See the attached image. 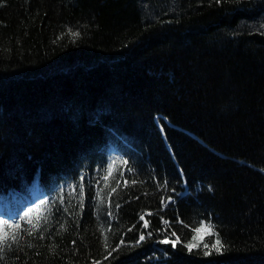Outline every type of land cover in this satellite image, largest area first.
<instances>
[{
    "label": "trees",
    "instance_id": "trees-1",
    "mask_svg": "<svg viewBox=\"0 0 264 264\" xmlns=\"http://www.w3.org/2000/svg\"><path fill=\"white\" fill-rule=\"evenodd\" d=\"M0 228V264H264V0H0Z\"/></svg>",
    "mask_w": 264,
    "mask_h": 264
},
{
    "label": "snow or ice",
    "instance_id": "snow-or-ice-1",
    "mask_svg": "<svg viewBox=\"0 0 264 264\" xmlns=\"http://www.w3.org/2000/svg\"><path fill=\"white\" fill-rule=\"evenodd\" d=\"M73 36H77L79 35V33H72ZM106 179V178H105ZM167 184V181H165V186ZM113 192L116 191L115 188L112 189ZM169 199H171V197H169ZM118 207V205H117ZM31 211V210H30ZM28 213L25 214V216H27ZM143 218V217H142ZM37 219L39 220V217H37ZM45 220H47V217H44ZM30 224H31V220L28 221ZM199 227H196L193 229V232L194 233H200L202 231V229H205L207 228L208 229V234L209 235H213L215 234L217 236V239L215 240L214 243H212L211 245V248H209V245L208 244H204V255H211L213 250L218 253V254H221L225 249L224 245H222L220 239H219V236H218V233H215L213 230L215 228V225L211 224V222L209 221V223L206 225L204 223V221H199ZM9 227H12L11 225H9ZM16 228H19V225H16L15 226ZM34 227H39V224H36L34 225ZM145 227H147V221H145ZM29 235H31V233L29 232L28 233ZM149 236L151 235V233L148 234ZM173 236L176 237L175 240H170L167 236L165 237V239H163L162 241H160V243H163V244H171L173 247L176 246V244L180 241V237L179 236H176V233H172ZM145 237L143 234H141L140 236V240H144ZM193 240H196L197 239V236L196 235H193ZM8 241V234L4 231L3 228H0V251H3V248L4 246L7 244L8 247L11 246V244H8L7 243ZM11 241L14 243L16 242V236L13 234L11 236ZM200 245L197 243V244H193L191 242L185 244V247L191 252L193 248H196V247H199Z\"/></svg>",
    "mask_w": 264,
    "mask_h": 264
}]
</instances>
